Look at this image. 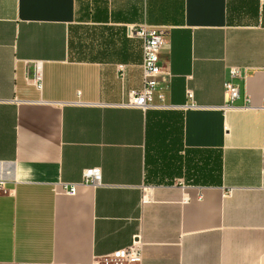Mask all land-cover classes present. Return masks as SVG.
I'll use <instances>...</instances> for the list:
<instances>
[{
    "label": "crops",
    "instance_id": "crops-1",
    "mask_svg": "<svg viewBox=\"0 0 264 264\" xmlns=\"http://www.w3.org/2000/svg\"><path fill=\"white\" fill-rule=\"evenodd\" d=\"M140 23L167 30L169 82L144 110L122 105L142 86ZM231 67L246 75L223 108ZM263 98L264 0H0V264L133 242L139 264H264ZM91 167L101 184L63 191Z\"/></svg>",
    "mask_w": 264,
    "mask_h": 264
},
{
    "label": "built area",
    "instance_id": "built-area-1",
    "mask_svg": "<svg viewBox=\"0 0 264 264\" xmlns=\"http://www.w3.org/2000/svg\"><path fill=\"white\" fill-rule=\"evenodd\" d=\"M128 35L135 37L141 41L142 49V86L138 89L130 90L127 98L122 105L127 107L146 109L149 107L161 106V104H153V96L157 92V97L163 101V89L166 88L169 77L168 70L162 65L159 58V51L166 42L167 30L165 26H151L146 23L131 24L128 26ZM119 69L123 65H118ZM246 75L245 70L238 67L229 69V79L224 81V91L227 97L223 108L235 107L234 101L239 98L240 91L234 79H242ZM27 80L34 85L38 90L42 88V67L41 62L35 61L26 75ZM192 94L188 93V97ZM188 106L194 107V104ZM241 108L252 107L249 100L245 98V102ZM264 109V98L260 105ZM101 170L99 167L86 168L82 171L81 180L79 182H62L63 191L66 194L74 195L79 183L99 185L101 184ZM5 191V180L0 175V192ZM141 261L140 246L133 242L127 247L115 250L100 259H97L93 264H139Z\"/></svg>",
    "mask_w": 264,
    "mask_h": 264
}]
</instances>
